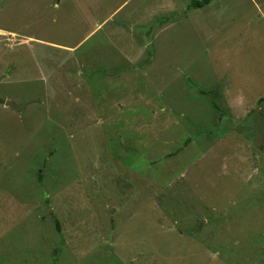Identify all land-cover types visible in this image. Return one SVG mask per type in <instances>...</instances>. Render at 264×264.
<instances>
[{
    "label": "rangeland",
    "instance_id": "374dc122",
    "mask_svg": "<svg viewBox=\"0 0 264 264\" xmlns=\"http://www.w3.org/2000/svg\"><path fill=\"white\" fill-rule=\"evenodd\" d=\"M191 1L0 0V264H264V0Z\"/></svg>",
    "mask_w": 264,
    "mask_h": 264
},
{
    "label": "trees",
    "instance_id": "16d2710c",
    "mask_svg": "<svg viewBox=\"0 0 264 264\" xmlns=\"http://www.w3.org/2000/svg\"><path fill=\"white\" fill-rule=\"evenodd\" d=\"M213 0H192L189 9H201L209 5ZM58 223V222H57Z\"/></svg>",
    "mask_w": 264,
    "mask_h": 264
},
{
    "label": "water",
    "instance_id": "95a60500",
    "mask_svg": "<svg viewBox=\"0 0 264 264\" xmlns=\"http://www.w3.org/2000/svg\"><path fill=\"white\" fill-rule=\"evenodd\" d=\"M6 106L11 107V108H14L16 110L22 109V106L21 105H16V104H14V103H12L10 101H7L6 102Z\"/></svg>",
    "mask_w": 264,
    "mask_h": 264
}]
</instances>
